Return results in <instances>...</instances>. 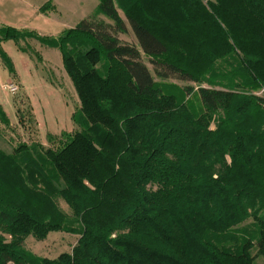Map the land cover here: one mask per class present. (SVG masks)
Wrapping results in <instances>:
<instances>
[{"label": "trees", "instance_id": "trees-1", "mask_svg": "<svg viewBox=\"0 0 264 264\" xmlns=\"http://www.w3.org/2000/svg\"><path fill=\"white\" fill-rule=\"evenodd\" d=\"M97 1L57 38L0 26L10 74L2 42L33 37L59 50L80 103L78 130L56 148L0 150V264H254L264 257V0ZM127 24L135 43L119 38ZM50 232L77 235L71 253L24 248Z\"/></svg>", "mask_w": 264, "mask_h": 264}, {"label": "rangeland", "instance_id": "rangeland-1", "mask_svg": "<svg viewBox=\"0 0 264 264\" xmlns=\"http://www.w3.org/2000/svg\"><path fill=\"white\" fill-rule=\"evenodd\" d=\"M37 7L36 13L26 12L24 16L5 18L6 26L31 32L39 38H57L74 28L81 20L91 17L97 8V0H31ZM119 15L125 20L122 12ZM104 21L110 22L103 16ZM127 23V22H126ZM128 32L119 35L124 42H134ZM1 48L12 61L15 73L10 74L0 64V105L8 124L0 121V150L10 153L20 144H40L44 148H56L64 134L72 135L78 128L72 116L80 108L76 90L64 71L58 49L41 44L33 37L25 38L17 46L12 40L2 42ZM144 63L152 67L143 57ZM159 84L178 89L184 86L198 87L196 83L155 77ZM12 84L16 91L11 93L6 86ZM161 84V85H162ZM261 93V92H260ZM210 128H214L213 122ZM60 206L69 211L63 201ZM77 235L64 232H50L44 239L32 236L24 239L23 246L39 257L54 259L62 253H71ZM254 264H264V257L255 256Z\"/></svg>", "mask_w": 264, "mask_h": 264}, {"label": "crops", "instance_id": "crops-1", "mask_svg": "<svg viewBox=\"0 0 264 264\" xmlns=\"http://www.w3.org/2000/svg\"><path fill=\"white\" fill-rule=\"evenodd\" d=\"M26 12H37L31 0H0V26H6L5 18L24 16Z\"/></svg>", "mask_w": 264, "mask_h": 264}, {"label": "built area", "instance_id": "built-area-1", "mask_svg": "<svg viewBox=\"0 0 264 264\" xmlns=\"http://www.w3.org/2000/svg\"><path fill=\"white\" fill-rule=\"evenodd\" d=\"M6 89H8L11 93L15 92L16 91V87L13 86L12 84H8L6 86Z\"/></svg>", "mask_w": 264, "mask_h": 264}]
</instances>
